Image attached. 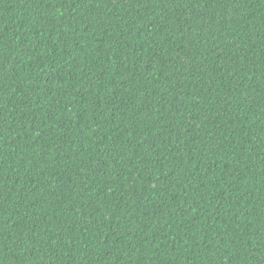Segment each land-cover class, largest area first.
Segmentation results:
<instances>
[{
    "label": "trees",
    "instance_id": "obj_1",
    "mask_svg": "<svg viewBox=\"0 0 264 264\" xmlns=\"http://www.w3.org/2000/svg\"><path fill=\"white\" fill-rule=\"evenodd\" d=\"M0 264H264V0H0Z\"/></svg>",
    "mask_w": 264,
    "mask_h": 264
}]
</instances>
